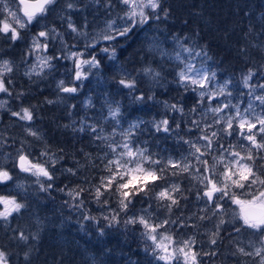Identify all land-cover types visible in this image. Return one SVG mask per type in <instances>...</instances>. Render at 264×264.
<instances>
[{"label": "snow or ice", "instance_id": "obj_1", "mask_svg": "<svg viewBox=\"0 0 264 264\" xmlns=\"http://www.w3.org/2000/svg\"><path fill=\"white\" fill-rule=\"evenodd\" d=\"M94 2L99 4L100 0ZM57 3L58 0H0V35L13 43L21 40L22 31L30 26L40 25ZM118 4L123 5V14L118 16L121 23L117 24L115 19L108 20L105 29L85 44V51L89 48L94 50L101 42L126 39L137 27L160 20L161 11L164 12L165 19L168 16V11L162 7V0H118ZM112 6V0H107V7ZM63 10L66 13L64 19L67 20V30L87 38L88 34L72 22L71 13L79 10L78 0H64ZM58 37L63 43V34L55 27L49 29L46 26L32 35L28 55H35L36 63L32 64L25 75H41L45 69L53 67L51 62L54 59L72 61L74 81L87 79L92 68L100 67L96 55L89 53V58H85V51H68L67 55L61 56L47 55L49 41ZM176 43L174 56L169 59L178 62L176 83L197 96L196 105L190 112L198 114L199 118L191 120L188 131L199 134L195 139L180 138L188 145L187 155L175 159L171 156L158 159L147 148L136 145L134 129L139 128V124H131L126 132L121 133L120 142L115 141V133L110 137L102 135V129L95 125L82 126L79 131L83 132L87 128L93 138L101 141L108 149L102 159L106 175L100 176L99 182L94 185V192L90 194L102 206L109 204L108 196H116L117 208L111 209L109 215L102 217L103 220L107 222V227H114L121 224V213H124L126 218L123 219V224L138 226L141 230L145 251L152 257L153 264H203V257H215L217 252L203 251L202 247H197L195 234L188 236L183 232L186 228L195 229L199 225L187 222L192 217L178 216L173 219V209L180 207L181 199L187 200L188 197L184 196L179 183H168L167 177H185L195 182L193 186L196 188V199L204 203V207L200 209L203 214L197 216V220L203 222L216 218L214 230L209 231L208 244L216 246L222 239V229L226 230L224 226L231 224L232 232L239 234L246 231L257 238L255 244L250 241L247 246L237 242L232 255L259 258L257 264H264V82L251 83L257 75L251 69L242 75L236 87L247 90L246 93L239 91L238 94L247 95L248 103L241 109L240 104L231 102L233 90L230 86L234 82L227 79L220 83L217 72L206 66L205 61L211 59L207 52L204 49L194 51L179 37L176 38ZM64 47L68 46L64 44ZM100 51L110 53L108 58L115 59V47L105 46ZM200 57L203 60L197 66V58ZM14 71L11 61L0 60V94L12 97L10 85L13 83L11 77ZM143 71L156 77L160 75L159 72L153 73L150 68ZM119 83L128 89L136 87V81L132 78L121 79ZM58 88L63 93L78 91L77 86H66L64 80L59 81ZM22 95L23 93H18L17 98ZM136 99L143 100L144 97L141 95ZM8 103L7 99L0 100V109H5ZM165 104L173 111L184 112L182 106L168 105L167 102ZM257 107L260 111L256 110ZM10 114L25 122L27 135L41 139L40 133L31 126L34 120L32 108L21 107L19 111H11ZM109 115L116 119L120 115L119 106L110 108ZM154 128L157 132L173 131L168 118L154 122ZM179 128L180 124L177 123L176 130ZM225 140L227 143L223 142ZM0 144L6 145L7 140H0ZM8 158L12 159L10 153ZM56 163L58 160L54 154L50 155L47 151L41 152L39 157H33L25 151L22 142L21 147L16 149L13 167L35 177L40 191H48L53 185L45 181L54 179L52 169ZM67 171L75 175L73 169L69 168ZM12 180L10 170L0 166V185ZM18 187L22 188V185ZM85 191L87 189L84 188L71 189L67 194L79 201L77 206H82L83 200L80 197ZM142 193L157 202V209H164L163 218L152 209L151 204L142 208L140 214L128 215L134 206V198ZM24 208L26 204L18 199V195L0 194V222L3 224L7 225L14 214H20ZM229 211L231 219L226 221L224 217L229 215ZM84 219L99 223L93 216L86 215ZM100 231L103 234V229ZM15 238L27 242L29 235L19 231ZM27 258L28 253H25V259ZM0 264H11L10 254L3 248H0Z\"/></svg>", "mask_w": 264, "mask_h": 264}, {"label": "trees", "instance_id": "obj_2", "mask_svg": "<svg viewBox=\"0 0 264 264\" xmlns=\"http://www.w3.org/2000/svg\"><path fill=\"white\" fill-rule=\"evenodd\" d=\"M162 7L168 11L167 18L163 20V24L169 28L168 32L177 37H187L185 42L189 47H194V51L204 49L211 58L205 61L206 66L217 72L220 83L231 79L234 84L230 87L236 92V85L249 69L257 73L252 80L253 83L264 82V0H162ZM145 43L146 37L138 32H131L126 39L120 38L118 41L108 42V45L115 47L116 60L120 66L114 70L105 67L115 84L121 79H135L134 89L125 88L119 83L118 92L126 100L131 98L123 95L125 92L132 93V96L144 97L143 100L135 103L136 124H139L135 133H140L141 147L147 148L148 152L154 154V158L166 159L169 147L176 151L179 149L176 145H172L174 143L171 141V135L177 134L179 129L168 133L155 132L153 127H150L153 114L157 112L161 117L168 118L173 130L176 129L177 123L183 127L188 124L190 109L194 106V102H191L188 96L193 99L196 94L189 93L180 86L171 84L172 82L164 88L154 87L143 70L159 67L160 64L158 65L159 61L155 59L154 54L147 50ZM202 60V57L197 58V65ZM160 68H162L160 72L166 78L174 79L170 71H165L162 66ZM39 80L34 87L37 89L30 90L31 95L34 94V97H30L31 103L38 107L37 128L43 133L44 147L56 152L55 157L58 159L56 165L61 162V166L65 168L60 178L54 175V180L50 182L55 183L56 187H70L77 190L84 188L87 191L81 194L82 206H77L78 200L64 197L56 189L51 191L49 198H52L54 203L49 202L47 206H41V210L38 207L35 209L37 214L35 219L40 225L35 226V220L30 217L31 227L37 231L36 241L24 242L15 238L21 231L22 224H19L22 219L21 214L14 217L7 227L0 224V245L4 248L8 245L13 251L11 264H153L145 251V241L140 229L139 233L134 232L131 226L123 224L122 217L121 224L114 227H107V222L103 220L104 215H109L104 214L108 206L111 209L117 208L116 196H108L109 204L102 206L90 194L94 192V185L99 182L100 176L106 175L103 171L102 159L108 149L103 147L101 141L95 140L87 128L83 132L79 129L84 125H95L100 129L101 114H98L93 106L88 111L86 108L83 110L80 105H73L68 109L65 104H63L65 107L55 103L47 104L48 100L54 98L53 94L48 92L52 84L42 78ZM41 88L45 90L42 92ZM111 89L114 90V85ZM240 90L245 91L242 87ZM88 92H82L79 99ZM165 102L168 105L182 106L184 112L180 115L172 113ZM95 104L98 105L99 102ZM122 108L124 109V105ZM155 137L156 139L159 137L161 145H165L161 150H154V144L158 142ZM69 168L74 170L75 175L67 171ZM170 178H177L182 183L183 194L188 197L187 200L181 199L180 207L173 209V215L179 209L183 212L179 216L192 217L187 222L199 225L195 229L186 228L183 232L187 234L194 230L196 236L202 234L201 237L206 242L202 250L217 252L215 257H203V264H219L220 261H224V251L231 249L234 251L238 242L237 236L244 239L249 232L233 235L234 232L225 225L226 230L221 231L222 239L216 246L209 245V234H206V230L211 225L198 221L196 218L198 215L193 216L197 199L194 198L196 188L194 186L190 188L192 181L185 177L182 179L168 176V182ZM149 204L152 205V209L157 210V202L151 196L142 193L134 198V206L129 212L145 208ZM83 210H89L99 223L84 220L86 213ZM25 212L26 210L22 214ZM78 213L81 217L76 220L73 214ZM27 215L24 214L23 217ZM207 224L210 222L207 221ZM227 239L233 241L228 248L225 246ZM242 246L247 244L242 241ZM25 253H28L27 259Z\"/></svg>", "mask_w": 264, "mask_h": 264}, {"label": "rangeland", "instance_id": "obj_3", "mask_svg": "<svg viewBox=\"0 0 264 264\" xmlns=\"http://www.w3.org/2000/svg\"><path fill=\"white\" fill-rule=\"evenodd\" d=\"M79 4V10L76 12L71 13L72 16V22L77 25L78 28L81 29V31L86 32L87 38L85 36H77L75 33H71L69 30H67V20L64 19L66 13L64 12V0H58L57 5L54 6L53 10L50 12L47 19L42 20L40 25L30 26L29 29L22 31V39L13 43L4 36L0 35V60H9L12 62L14 66V73L12 74V80L13 83L10 85V90L12 91L13 95L12 97H7L4 94H0V100L7 99L9 101L8 105L5 109H0V140H7V144H0V166H4L7 169L10 170L13 180L7 182V184L0 185V194H13L18 195V199L26 204V208L22 209L21 216L22 219L20 220L19 224L21 225V231H24L26 235H29L28 241H36L37 231L32 226V219L35 220L36 225H40V222L36 220L37 214H35V209L38 207V209L41 210V206H47L49 202L54 203L52 198H49V195L51 194V191H56L61 195H64V197H68L72 199L67 193L70 189L63 188V187H56L55 183L45 181V183H51L53 185L52 188H50L48 191H40L39 185L35 183L36 178L30 176L27 173L20 172L17 168L13 167V160L16 156V149L20 148L23 142V147L27 153H31L33 157H39V154L41 152L47 151L49 154L56 155V152H52L48 150L47 147H44V136L43 133L37 128V124L39 119L37 118V111L38 107L36 104L31 103L32 100H30V97H34V94L31 95L32 89L37 85L36 81H40L39 78H42L43 80H47L52 84L51 89H47L48 92L53 94L52 103L47 104H59L61 106L66 105L68 109H71V106L80 105L83 110L86 108L89 109L93 106L94 110L96 112H99L98 114H101L102 120H100L99 124L101 125L100 129H102V134L107 136H113L116 142H120L122 140L121 133L126 132L129 129V126L131 124H136L137 119V113L134 112L137 106L135 105L136 102H138V99L136 97L138 96H132V93L126 94L123 93V95L128 96V98L131 99H124L121 97L120 93L118 92V84L119 83H113V77H111L108 74V70L116 69L118 66L116 55L115 53V59H109L110 53H103L100 51L101 48L105 46H110L111 44H107L108 42H101L96 45V48L93 50L91 48L87 49L85 51V44L90 42L92 37L98 36L102 32V30L106 27V22L110 19H115L117 21V24H120L121 21L118 19V16L122 15V9L123 5L118 4V0H112L113 6L111 8L107 7V0H100V3L97 4L94 2V0H78ZM161 19L158 21L151 22L150 25H146L143 27H137L133 32H138L140 35H144L146 37V48L154 54L155 59L159 61L158 65L159 67L154 66L152 68L153 73L159 72L160 75L158 77L147 74V79L154 87L164 88L167 85H169V82H172L171 84H174L176 86H179L176 83V65L177 61L174 59H169L170 56H174V53L177 49V43L176 38L177 36L170 34L169 28L163 24L164 18V12H160ZM47 28H53L55 27L59 32L63 34V43L61 39L58 37L54 40L49 41V51L47 55H53V56H61V55H67L68 51H85V58H89V53L96 55L97 59L100 61V67L99 68H92L87 76V79H84L82 81H74L73 80V64L71 60L67 59H54L51 63L53 67L51 69H45L44 72L37 76V75H31V77L25 75V72L29 70V68L32 66V64L36 63V57L35 55H28V49L31 44V37L32 35L41 30L43 27ZM167 29H166V28ZM167 34V35H166ZM166 35V36H165ZM183 43L188 46L185 42V39L182 37H179ZM64 44H66L68 47L65 48ZM191 47V46H190ZM194 48V47H192ZM162 53H167L168 55H162ZM187 55V54H185ZM107 69H106V67ZM162 66L165 71H170V74L173 75L174 79H168L166 78L160 71ZM199 66V64L197 65ZM111 68V69H110ZM120 68V67H119ZM64 80L66 86H77L78 91L76 93H63L58 88L59 81ZM169 80V81H168ZM26 82V84H25ZM253 83V81H251ZM257 83L256 81L253 83ZM112 85H114V90L111 89ZM122 86V85H121ZM45 89L41 88V91L43 92ZM240 90L236 88V92L233 91V98L231 100L234 104H240L241 109L247 106L248 103V97L247 95L240 96L238 94ZM39 91V89H38ZM83 95L81 99H79V96L82 92H87ZM242 92H247L240 90ZM114 92V93H113ZM18 93H23L22 96H19L17 98ZM63 95H62V94ZM189 93H192L189 91ZM114 94V95H113ZM74 101H73V97ZM141 96V95H139ZM189 100L191 102H194V106L196 105L197 96L193 99L188 96ZM224 98H221L223 100ZM133 100V101H132ZM72 101V102H71ZM140 101V100H139ZM243 101V103H241ZM95 102H99V106L95 104ZM82 103V104H81ZM94 104V105H93ZM122 105H124V109L122 108ZM140 105V104H139ZM119 106L120 108V115L113 119L109 115V110L116 108ZM193 106V107H194ZM207 105L205 104V107ZM215 106V105H213ZM21 107H30L33 110L34 113V120L31 122V126L34 130H37L40 133L41 139H36L32 136L27 135L24 128V123L22 121H19L17 118L12 117L10 112L11 111H19ZM65 107V106H64ZM171 109L170 107H168ZM172 110V109H171ZM257 111H260L259 107L256 108ZM126 111H129L128 113ZM172 113H175L177 115H180V112L173 111ZM209 121L211 119V113L208 114ZM165 117H161V115L157 112L153 114V118L151 120L150 127H153L154 131L156 132L154 128V122H157L159 120L164 119ZM198 119V114H192L189 117L188 124H186L183 127L179 128V131L176 132L177 134L171 135V141H173L176 147H179V149L172 150L171 147H169L168 152H166V158L171 156L172 158H179L181 155H187L188 152V145L183 143V140L180 138L183 137L184 139H195V137L199 134L196 131L189 132L188 128L191 126V120L192 119ZM117 121H119L117 123ZM177 131L176 129L173 130V132ZM134 132L135 129H134ZM143 132V130H142ZM163 132V131H160ZM140 133H135L134 140L136 142V145L141 147L142 140L139 138ZM156 139V137H155ZM158 142L156 145L154 144V150L157 151V149L162 148L161 145V139L158 137ZM224 143H227V140L223 141ZM234 142V141H233ZM176 143V144H175ZM103 147H106L104 144H102ZM177 152V153H176ZM11 154L12 159L8 158V154ZM162 153V152H161ZM56 158V157H55ZM164 158V156H162ZM43 159V158H42ZM57 159V158H56ZM58 160V159H57ZM63 170L65 171V168L61 166V162L58 164V166L55 164V167L52 169L53 174L57 175L58 178L61 177ZM180 178V177H178ZM182 179L184 177H181ZM54 180V179H53ZM52 180V181H53ZM170 181L168 183H179L181 185L182 189V183L177 178H170ZM60 182V181H59ZM58 182V183H59ZM61 184V182H60ZM193 181L190 185L193 187ZM18 185H22L21 187H18ZM65 185V184H64ZM56 189V190H55ZM61 189H64V191H61ZM185 190V189H184ZM196 196H194L195 198ZM81 199V197H80ZM82 200V199H81ZM204 207L203 201H197V206L194 207L193 211L196 213V215H202L203 213L200 212V209ZM29 209V210H28ZM111 207H107L104 210V214H110ZM26 212L24 214H28L27 217H23L24 214H22L23 211ZM140 208L134 211H131L128 213V215H131L133 213L140 214ZM158 214L161 215V218H163L164 209H157L156 210ZM85 216H92L89 210H83ZM181 212L179 209L176 211V213L173 215L178 217ZM17 215L14 214V217ZM13 217V218H14ZM73 217L76 220H79L81 215L73 214ZM123 219L126 218L125 214L123 213V216H121ZM10 222L5 225L3 222H0V224L5 227H7ZM20 218V217H18ZM225 220L231 219V211H229V215H226ZM84 219V217H83ZM175 219V217H174ZM85 220V219H84ZM216 218L214 217L212 221H209L210 224H207V221L205 222V225H211L209 229L206 230V234H209L210 230L213 229V223L215 222ZM90 221V220H88ZM13 223V222H12ZM17 224V223H15ZM132 230L134 232L139 233V228H136V226H132ZM226 226L232 231L231 224H226ZM206 227V226H204ZM33 229V230H32ZM19 231V230H18ZM186 234V233H185ZM195 234V237L197 239V247L203 248L205 246V240L202 239L201 235L196 236V232L193 230L191 233H187L186 235L191 236ZM235 235V233H233ZM33 236L35 238H33ZM238 237L239 240L244 242V244H247L251 241L254 244L257 241V238L250 233L246 236V238L242 239L241 237ZM202 240L204 242H202ZM231 239H227V243L225 246L228 248V245L232 244ZM150 243V242H149ZM143 244V242L141 243ZM258 246V245H257ZM0 248L5 249L10 254V260L13 256V251L11 248L7 245L6 248L2 247L0 245ZM232 249L230 251H224L225 253V260L220 261L219 264H257V261L259 258H251V257H241V256H233L232 255ZM147 253V252H146ZM148 254V253H147ZM149 255V254H148ZM150 260L152 261V257L149 255ZM153 263V262H152Z\"/></svg>", "mask_w": 264, "mask_h": 264}, {"label": "water", "instance_id": "obj_4", "mask_svg": "<svg viewBox=\"0 0 264 264\" xmlns=\"http://www.w3.org/2000/svg\"><path fill=\"white\" fill-rule=\"evenodd\" d=\"M19 170V169H18Z\"/></svg>", "mask_w": 264, "mask_h": 264}]
</instances>
